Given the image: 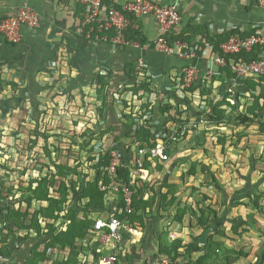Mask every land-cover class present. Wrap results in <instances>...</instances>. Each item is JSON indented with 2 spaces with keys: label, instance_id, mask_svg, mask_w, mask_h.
Returning <instances> with one entry per match:
<instances>
[{
  "label": "rangeland",
  "instance_id": "rangeland-1",
  "mask_svg": "<svg viewBox=\"0 0 264 264\" xmlns=\"http://www.w3.org/2000/svg\"><path fill=\"white\" fill-rule=\"evenodd\" d=\"M77 25L69 28L74 37ZM39 29L18 43L0 37V242L29 243L35 264H91L93 219L119 204L117 189L127 183L137 149L174 131L181 134L169 159L152 168L153 186L136 187L135 213L145 202L156 206V194L167 205L168 194L177 196L168 204L176 213L209 216L224 207L221 191L241 190L234 158L216 148L222 138L192 133L197 126L187 118L186 96L162 100L144 88L140 95L139 83L97 87L95 71H80L83 63L70 56V40L50 47ZM23 41L34 44L22 50ZM194 135L202 145L188 152ZM260 198L247 204L264 208Z\"/></svg>",
  "mask_w": 264,
  "mask_h": 264
},
{
  "label": "crops",
  "instance_id": "crops-1",
  "mask_svg": "<svg viewBox=\"0 0 264 264\" xmlns=\"http://www.w3.org/2000/svg\"><path fill=\"white\" fill-rule=\"evenodd\" d=\"M103 1L107 6L123 8L136 0ZM149 1L171 6L180 14L175 41L185 46L186 57L168 56L149 47L150 44L140 45L135 41L122 47L112 46L108 41L85 45L83 38L76 33V37L70 34L69 28L78 24L83 15L82 8L72 1L0 0V15L13 13L20 4L37 10L43 18L39 29L43 33L39 34L45 37V43L51 42L48 45L51 47L53 41L67 44L69 39V55L77 56L78 62L83 63L80 71H95L97 87L112 91L139 83L140 89L155 90L150 92L152 98L156 95L162 100L179 96L177 94L186 96L182 102L188 108L187 118L194 127L197 126L192 133L200 137L215 134L222 138L216 148L234 158L232 162L241 170L235 178L241 190L236 189L237 192L231 194L221 191L219 197L224 207L209 216L193 212L189 216L187 212L176 213L168 204L175 202L177 196L168 194L167 205L161 204L162 201L158 203V194L156 206L143 202L140 212H134L129 221L135 235H124L117 252L118 264H147L157 255L167 258L169 264H264V214L261 211L264 208L259 207V211L253 204H247V200L260 197L264 201V192L261 191L264 185V80H234L227 67L215 63L217 55L212 42L214 38L229 33L247 35L261 32L264 30V12L256 0ZM138 27L145 41L155 39L157 26L154 19L143 18ZM23 36V39L30 37L29 30H25ZM31 44L34 43L23 41L17 47L28 50ZM184 67H191L198 73L189 90H184L181 79ZM189 132L191 130L188 137ZM196 142L194 135L187 145L188 152H196L201 147L202 144ZM152 178L153 172L141 188L153 186ZM158 186L160 183L156 191ZM145 196L143 200H147L148 194ZM90 244L89 260L94 264L99 254L95 244ZM32 252L27 242H0L2 264H35L36 257ZM102 252L105 254L108 249Z\"/></svg>",
  "mask_w": 264,
  "mask_h": 264
},
{
  "label": "built area",
  "instance_id": "built-area-1",
  "mask_svg": "<svg viewBox=\"0 0 264 264\" xmlns=\"http://www.w3.org/2000/svg\"><path fill=\"white\" fill-rule=\"evenodd\" d=\"M72 1L82 8V19L76 27V34L86 40L95 42H109L112 46L122 47L127 45L126 31L129 28L137 29L138 22L146 17L154 19L157 26V35L152 41V48L168 56L186 57L188 52L184 45L171 40L176 27L181 22L178 11L171 6H161L149 0H136L125 5L121 10L105 5L103 0H65ZM259 8L264 12V0H256ZM43 18L40 13L20 4L11 14L0 15V37L9 43H18L24 31L37 30L41 27ZM112 32L109 37L108 33ZM255 46L261 48V52L254 60L244 58H230L228 61L216 53L215 63L220 67H227L234 80L243 81L247 78H264V30L242 38L235 34L220 44V50L224 55H237L241 52L249 54ZM150 47V45H149ZM197 71L191 67H184L181 79L184 87L190 88L197 80ZM202 122V121H201ZM181 133L174 131L166 139L156 141L152 145L139 147L131 159L128 168V183L118 187L120 199L118 206L112 209V213L95 219L90 230V242L98 244L96 252L99 257L94 264H118L117 252L120 250L124 235H135V229L131 227L129 217L133 213V188L139 183H146L152 175V168L169 159L170 147L178 141ZM115 162L111 165V171L115 172ZM121 216V217H120ZM104 249L108 252L102 254ZM0 264H2L0 262ZM147 264H169L167 258L157 255Z\"/></svg>",
  "mask_w": 264,
  "mask_h": 264
},
{
  "label": "trees",
  "instance_id": "trees-1",
  "mask_svg": "<svg viewBox=\"0 0 264 264\" xmlns=\"http://www.w3.org/2000/svg\"><path fill=\"white\" fill-rule=\"evenodd\" d=\"M116 9H118V10H121L122 8H116ZM134 21L133 22H135V23H137L138 25H139V22L136 20V19H134V18H132ZM139 28V27H138ZM132 29V28H129L127 31H126V33H125V35H126V41L127 42H138L140 45H145V44H150V46H152V42H147V41H145L143 38H142V36L140 35V30L139 29ZM235 34H238V35H240L242 38H246V37H248L249 35H251V34H254V33H250V34H247V35H241V34H239V33H229V34H227V35H225V36H223V37H217V38H214L213 40H212V42H213V46H214V51L216 52V53H219V55L220 56H223L224 58H225V60L226 61H228L230 58H234V59H239V58H244V59H246V60H254V59H256V57L258 56V54L261 52V48L259 47V46H255L253 49H252V51L249 53V54H245L244 52H241L240 54H237V55H224V54H222V52H221V50H220V44L222 43V42H224V41H226L230 36H232V35H235ZM108 35H109V37L110 36H112L113 34H112V32H109L108 33ZM175 37H176V35L174 34V35H171L170 36V39L171 40H175ZM144 40V41H143ZM259 79H261V80H264V78H259ZM244 122V121H243ZM152 144H154V143H152ZM151 144V145H152ZM159 165V164H158ZM117 172V171H116ZM124 174H125V179H126V182L128 183V168H126L125 169V172H124ZM126 183V184H127ZM139 185V186H138ZM144 184H142V185H140V184H137V186H135L134 188H133V190H135L134 191V195H133V213L130 215V219L132 218V216L134 215V212L136 211L135 209H137V207H135L136 206V204H135V200H136V195H137V189H139V188H141L142 186H143ZM136 187H138L137 189H136ZM121 217V216H120ZM130 221V220H129ZM92 225V224H91Z\"/></svg>",
  "mask_w": 264,
  "mask_h": 264
}]
</instances>
